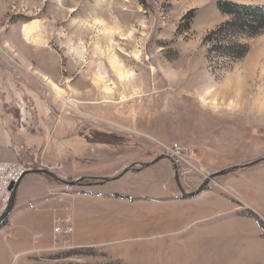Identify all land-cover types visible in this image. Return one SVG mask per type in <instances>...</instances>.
<instances>
[{
	"label": "rangeland",
	"instance_id": "374dc122",
	"mask_svg": "<svg viewBox=\"0 0 264 264\" xmlns=\"http://www.w3.org/2000/svg\"><path fill=\"white\" fill-rule=\"evenodd\" d=\"M217 1L0 0V100L11 111L19 97L31 116L43 104L48 118L79 120L96 141L91 155L71 173L18 161L29 171L47 170L69 182L85 180L67 187L42 174H23L21 179L33 175L24 179L23 189L36 191L35 199H42L36 206L49 202L39 214L22 213L18 229L14 220L25 202L16 190L13 207L0 224V264H132L135 254L156 255L166 218L153 208L168 204L184 207L176 209L174 230L181 241L194 238L200 228L221 233L197 239L204 244L200 252L208 249L217 257L204 263L264 264V162L216 177L195 196L180 194L169 161L141 166L166 156L163 143L189 144L200 170L178 182L191 194L216 172L264 158V104H259L264 103V33L246 41L248 53L238 61L208 54L205 36L226 21ZM231 1L264 5V0ZM26 27L33 30L29 40ZM120 73H131V78L120 80ZM247 74L234 93L235 80ZM225 84L231 91L222 98L216 89ZM130 166L133 171L99 185L113 192L109 203L116 236L96 246L80 245L75 240L79 214L70 196L103 190L84 184L117 177ZM163 188L173 197L161 196ZM144 189L149 190L147 202L141 200ZM51 204L66 205L71 214L74 229L67 248L53 244L56 212ZM136 204H147L149 212L122 208ZM96 207L98 218L103 206ZM137 226L143 234L135 231ZM34 234L39 235L36 242ZM39 247L47 251L34 253Z\"/></svg>",
	"mask_w": 264,
	"mask_h": 264
},
{
	"label": "crops",
	"instance_id": "0c3cea01",
	"mask_svg": "<svg viewBox=\"0 0 264 264\" xmlns=\"http://www.w3.org/2000/svg\"><path fill=\"white\" fill-rule=\"evenodd\" d=\"M11 97L14 98L15 95L12 94ZM18 101L19 97L15 103H11L12 108L14 107L15 110L12 109L9 111V108L5 107V100H0V161L18 162L26 159L36 162V164L42 167L56 168L59 166L61 170L67 173H71L80 168V161L86 160L91 155L90 152L95 149L94 147L96 145V141L93 139L94 135L91 136L89 133H85V129L80 127L83 125V122L79 120L75 122V120L71 118L50 119L44 113L43 104L37 106L38 112L36 115L31 116L28 111L23 109V106L19 104ZM62 125L64 126L63 128ZM30 176L33 175H26L22 178L17 187L20 199L22 196L23 202H25L22 205L20 204L18 211L19 216L14 220L15 226L18 229L23 227L22 223L17 220L23 217L22 213H26L28 216L30 215L29 217L34 213L39 214L41 212V207L45 206L44 203L49 202L46 200L44 203L41 202L40 205L36 206V203L42 200L35 199V197H38V195H34L36 191L29 188L27 190L25 188L23 189L24 179ZM92 187L102 188L103 186ZM50 189L51 187H48L42 192ZM102 189L103 190L100 191L96 190L94 191V194L88 196H85V194H82L81 192L70 196L72 204L76 207L79 214L77 220L78 232L76 233L75 240L80 245L87 244L90 246H96L101 242H110L112 238L116 236L117 232L113 225V217L110 212L111 205L109 203V196L113 192L110 189ZM130 191L133 190L130 189ZM140 193L142 202H147L149 190L144 189V191H141ZM160 195L173 197L171 192H168L166 188H163ZM46 199H48V197H46ZM171 199L173 200V198ZM90 204L94 206V210L92 211L89 208ZM51 205H49V209H51ZM58 205L59 204H54L53 206L54 208H57ZM97 205L103 206V214L99 215L98 218H96L98 212L95 211ZM35 207L37 208L36 210L34 209ZM122 208L133 210L135 213L146 214L150 210L147 204L123 206ZM183 208V206H178L176 204L162 205L153 208L161 210L160 212L163 213V217L166 218L160 227L162 235L158 237L157 242L155 243L157 246L156 255L151 251L153 249L151 246V249L149 250L151 252H147L148 255H133V260L131 261L132 264H138L137 262L139 260L140 262L147 261L149 264H206L204 263L205 261L216 260V255L208 249H206L205 253L200 252L202 250L198 247H202L204 244L198 243L197 239L202 237L206 238L208 235L220 237L221 233L219 230L213 235L212 232L214 230L210 229L206 231L200 228L195 233L194 238L188 237L183 241H181V238L176 235V232L174 231L177 226L176 209ZM51 210L55 213L53 209ZM16 213L17 211L14 210L13 214ZM135 218L136 220L141 221L143 217H141V215H136ZM81 222L84 224L82 228ZM138 224L141 225V222H138ZM135 231L143 234L141 226H137ZM190 232L192 231L189 229L185 231L183 235H189ZM34 235L33 240L36 242L39 239V235L36 239L34 238ZM45 251L47 250L39 247L34 250V253ZM136 251H138V248H136ZM186 252H197V255L193 253L185 254ZM217 255L220 258L219 253ZM153 257H155L154 260H152ZM232 258H236V255H233ZM127 259H129V257H127ZM198 261L201 263H198Z\"/></svg>",
	"mask_w": 264,
	"mask_h": 264
},
{
	"label": "trees",
	"instance_id": "16d2710c",
	"mask_svg": "<svg viewBox=\"0 0 264 264\" xmlns=\"http://www.w3.org/2000/svg\"><path fill=\"white\" fill-rule=\"evenodd\" d=\"M216 9L226 18V21L205 36L203 45L209 47L208 54L215 53L230 61H238L248 53L246 41L264 33V5L218 0ZM174 143L176 142L163 144L172 145ZM99 264L122 263L109 261Z\"/></svg>",
	"mask_w": 264,
	"mask_h": 264
},
{
	"label": "built area",
	"instance_id": "2783aa9c",
	"mask_svg": "<svg viewBox=\"0 0 264 264\" xmlns=\"http://www.w3.org/2000/svg\"><path fill=\"white\" fill-rule=\"evenodd\" d=\"M161 146L163 151L166 152L164 155L172 159L181 180H185L188 173H196L200 170L196 166L198 157L194 148L179 143H174L171 146ZM27 171L29 169L23 163L0 161V217L9 207L13 193L12 187ZM51 208L56 212L52 228L53 244L67 248L74 229L72 217L66 212L63 204H59L57 208L51 205Z\"/></svg>",
	"mask_w": 264,
	"mask_h": 264
},
{
	"label": "water",
	"instance_id": "95a60500",
	"mask_svg": "<svg viewBox=\"0 0 264 264\" xmlns=\"http://www.w3.org/2000/svg\"><path fill=\"white\" fill-rule=\"evenodd\" d=\"M160 160H168L169 161V159L167 157L161 156V157L157 158L156 160H154L153 162L148 163V164H141V166L143 168H146V167H149L151 165L156 164ZM262 162H264V158L256 160V161H254L252 163H249V164L235 166V167H230V168H228L226 170H223V171H220V172H216V173L210 175L206 180H204L202 182V184L199 186V188L194 193H191V194H187V193L184 192V190L181 188V186H180V184H179V182L177 180L176 174H175L176 186H177V188H178V190H179V192H180V194L182 196L183 195L184 196H195V195L199 194L204 189V187L209 183L210 180H212V179H214L216 177L225 176V175L229 174L232 171L242 170V169H246V168L255 166V165L260 164ZM129 171H133V167L130 166V167L125 168L117 177H114V178H96V179L93 178L94 182L89 183V184H84V185L88 186V187H91V186H99V185H103V184H106V183H111V182H114V181L118 180L119 178H121L123 175H125ZM26 174H36V175L42 174V175H45V176H48V177L52 178L56 182H58V183H60V184H62L64 186H67V187L81 186V185H83V184H81L82 181L85 180V178H79V179H77L75 181L69 182V181L63 180V179L57 177L55 174H53V173H51V172H49L47 170H43V169H37V170L29 171ZM18 184H19V182H17L12 187L13 193H12L11 201H10V204H9V207H8L7 211L0 217V224L8 216L9 212L11 211V209L13 207L14 197H15V193H16Z\"/></svg>",
	"mask_w": 264,
	"mask_h": 264
},
{
	"label": "bare ground",
	"instance_id": "6f19581e",
	"mask_svg": "<svg viewBox=\"0 0 264 264\" xmlns=\"http://www.w3.org/2000/svg\"><path fill=\"white\" fill-rule=\"evenodd\" d=\"M31 27V26H30ZM33 30L31 29V28H27L26 27V30H25V37H26V39L27 40H29L30 38H31V35H32V32ZM39 39V38H38ZM122 40H126L125 38H122ZM39 41V40H38ZM41 41V40H40ZM133 57L135 58V59H138V54H134L133 55ZM254 59H255V57H252V58H250V63H254L253 61H254ZM116 62V61H115ZM113 63V62H112ZM252 66H254V65H252ZM254 70V69H253ZM251 74V73H250ZM248 75L249 74H247V75H244L243 77H239L238 79H236L235 81V88H234V93H236V91H238V90H236V89H239V87L238 86H240V84L241 83H244L245 81H246V79H248L247 77H248ZM252 75V74H251ZM119 77H120V80H123V81H127V80H129V78H131V73H120V75H119ZM250 78V77H249ZM240 90V89H239ZM242 90V89H241ZM206 91V90H205ZM230 88H229V85L228 84H225L224 86H222V87H218L217 89H216V92L222 97V98H224V97H226L225 95H226V93L227 92H229L230 93ZM229 93H228V95H229ZM208 94V93H207ZM260 101H258L257 103H259ZM259 104H264V103H259ZM210 106H217L215 103H211L210 104ZM232 107V103H229L228 104V107H227V109H230ZM258 107L261 109V106L260 105H258ZM167 146H171V145H167ZM165 157H167V156H165ZM168 158V157H167ZM169 159V158H168ZM161 161V160H160ZM168 161V160H167ZM169 162L170 163H172V165H173V167H175L174 166V163H173V161H172V159L170 158L169 159ZM177 174V173H176ZM176 177H177V180L179 179L180 180V178H179V176H178V174L176 175ZM178 180V181H179ZM65 208H66V206H65ZM66 212H67V208H66ZM71 216V215H70Z\"/></svg>",
	"mask_w": 264,
	"mask_h": 264
}]
</instances>
